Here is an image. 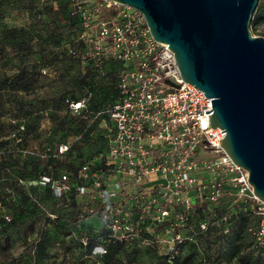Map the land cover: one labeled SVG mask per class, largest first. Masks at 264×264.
<instances>
[{
	"label": "built area",
	"instance_id": "obj_1",
	"mask_svg": "<svg viewBox=\"0 0 264 264\" xmlns=\"http://www.w3.org/2000/svg\"><path fill=\"white\" fill-rule=\"evenodd\" d=\"M73 4L93 45L83 54L72 50L71 56L97 68L112 59L118 66L117 96L97 111L85 98H67L65 106L86 123L84 132L100 130L107 153L98 161L65 168L58 177L43 176L36 185L48 187L58 199L82 197L79 219L92 215L100 224L95 239H81L91 257L107 256L111 246L121 244L155 250L172 262L197 236L192 230L193 220L200 217L197 200L215 203L230 196L235 202L260 201L248 173L220 143L225 130L209 123L213 99L183 81L174 53L154 41L144 16L110 0ZM82 139L83 134L77 141ZM71 148L59 144L53 158H64ZM50 152L47 147L23 153L44 161ZM199 173L202 180L195 176ZM260 214V225L249 231L263 246L264 207ZM201 228L206 229L204 222Z\"/></svg>",
	"mask_w": 264,
	"mask_h": 264
},
{
	"label": "rangeland",
	"instance_id": "obj_2",
	"mask_svg": "<svg viewBox=\"0 0 264 264\" xmlns=\"http://www.w3.org/2000/svg\"><path fill=\"white\" fill-rule=\"evenodd\" d=\"M256 9L252 17L263 21L255 26L252 19L250 30L254 36L264 38V0H259ZM10 29L24 32H19L18 40L13 41ZM23 37L25 46L20 42ZM90 39L93 37L85 36L82 16L75 14L73 0H0V85L9 89L8 82L19 76L20 58L25 56L34 62L29 70L40 78L36 89L6 93L0 102V264H166L158 252L132 248H125L112 260L109 256L88 257L81 239L97 234L100 224L96 218L78 223L73 205L34 187L41 174L58 177L69 165L75 168L81 160L98 161L100 154L107 153L106 148L97 144L101 142L100 130L77 141L81 126L62 105L64 96L91 98L102 106L116 97L118 66L112 59L97 68L93 62L83 63L71 56L72 50L80 54L90 50ZM81 78L88 82L84 87L79 86ZM29 104L37 106L38 114L29 115ZM42 108L46 110L42 112ZM32 123L36 126L24 138L26 149L21 154L13 153L11 127ZM62 143L71 145V152L62 159L53 158L56 147ZM47 147L51 149L50 158L40 163L31 162L23 153L41 152ZM96 147L102 153L93 156ZM6 165L11 173L4 170ZM195 176L202 180L203 174ZM33 197L37 198L36 206L31 203ZM229 197L215 202L214 212L195 217L192 230L197 236L180 249L177 264H264L249 231L260 225L264 205L233 199L227 204ZM77 199L81 202L82 197ZM6 216L10 223L4 226ZM202 222L206 229L201 228ZM236 246L240 248L237 257Z\"/></svg>",
	"mask_w": 264,
	"mask_h": 264
},
{
	"label": "water",
	"instance_id": "obj_3",
	"mask_svg": "<svg viewBox=\"0 0 264 264\" xmlns=\"http://www.w3.org/2000/svg\"><path fill=\"white\" fill-rule=\"evenodd\" d=\"M110 1L140 12L183 81L213 99L209 123L264 205V38L250 30L259 0Z\"/></svg>",
	"mask_w": 264,
	"mask_h": 264
},
{
	"label": "trees",
	"instance_id": "obj_4",
	"mask_svg": "<svg viewBox=\"0 0 264 264\" xmlns=\"http://www.w3.org/2000/svg\"><path fill=\"white\" fill-rule=\"evenodd\" d=\"M258 11V8L256 9V11H255V13ZM252 24H254L255 26H257L260 22H262L263 20H261V21H259L261 18H257V19H254L253 17H252ZM19 32H21V34L23 35V29H10L9 30V37L13 40V41H16V40H18V36H17V34L19 33ZM20 42H21V44L23 45V46H25V43H27L26 42V37H23L22 38V40H20ZM29 47V46H28ZM24 54V53H23ZM75 59V58H74ZM20 63H21V66L20 67H18V69H19V76L18 77H16L17 79L15 80V81H9L8 82V85L10 86L9 87V89H7L6 88V86H1L0 85V102H1V98L3 97V96H6L7 94L6 93H10V92H13V91H15V92H22V93H28V92H30L31 90H33V89H36L38 86H39V83H40V78H39V76H38V74L35 72V71H33V70H29V65L30 64H32V65H34V62L32 63V61L31 60H29L28 58H27V56H25V57H21L20 58ZM108 75V74H107ZM107 75H105V77L107 76ZM85 83H88L87 82V80L85 79V78H81V80H80V83H79V86H82V87H84V85H85ZM117 85V84H116ZM111 89H112V86H111ZM114 92H115V89H114ZM115 96H117V91H116V95ZM67 98H70V99H72V100H82V99H84V98H81V97H79V98H76V97H74V96H64L63 97V99H62V105L64 106V108L66 109V111H67V114L68 115H71V116H73L69 111H68V109H67V107L65 106V100L67 99ZM85 99H87V102H88V106H89V108L91 109V110H99V109H102V108H105L108 104H110V103H108V104H105V105H99L98 103H95V102H92L91 101V98H85ZM115 99H116V97H115ZM114 99V100H115ZM113 100V101H114ZM112 101V102H113ZM111 102V103H112ZM29 106H30V108H29V115L30 116H32L33 114H38L37 112L38 111H36V105H34V104H29ZM46 109L45 108H42L41 109V111L43 112V111H45ZM74 118H75V120H77V123H78V125H80L81 126V133L80 134H83V138H86L87 136H90V135H92V132L94 133L96 130H94V127H93V129H91V130H89V131H87V132H84V130H85V128H86V123H84L81 119H79L78 117H75V116H73ZM28 123V122H27ZM35 126H36V124L35 123H32V124H26V125H21V124H18V125H15V126H12L11 128H12V131H11V142H12V144L14 145V146H12V145H10V147L12 146V147H14V151L15 152H13V153H19V154H21L22 153V151L24 150V149H26L25 147H24V144H25V140H24V138H25V136H26V134L28 133V132H30V131H33V129L35 128ZM17 127V128H16ZM21 127H24V130L23 131H21L20 130V128ZM13 128H16V129H13ZM13 135H15L14 137H13ZM101 135V134H100ZM98 139H100L101 140V142H99V143H97V144H99L100 146L99 147H101V148H106L105 149V151H107V145H106V142H105V140H104V138L101 136V138H98ZM93 142H95V141H93ZM99 147H96V151L94 152V154H93V156H95V155H99L100 153H102V149H100ZM70 152H71V150H70ZM69 152V153H70ZM68 153V154H69ZM106 153V152H105ZM104 153V154H105ZM9 156H12V155H9ZM24 156L25 157H27L31 162L33 161V162H36V163H40V162H43L42 160H40L39 158H37V157H35V156H30V155H25L24 154ZM83 163H85V162H83L82 160L80 161V164L78 165V166H80V165H82ZM71 166L69 165L68 166V169L70 168ZM65 168H67V167H65ZM4 170L7 172V173H11V168H9V166H5L4 167ZM43 176H50V174H41V175H39V177L37 178V179H35V181H39ZM35 187V189H39L40 191H42L43 193H44V191H45V194H47V193H51L52 194V192L50 191V189L48 188V187H44V186H34ZM195 193V192H194ZM52 196H53V194H52ZM54 197V196H53ZM227 197V196H226ZM229 197V196H228ZM56 198V197H55ZM230 198V201L229 202H227V204L228 203H230L231 201H232V197H229ZM58 199V198H57ZM225 199V198H224ZM58 200H60L62 203H67L68 205H73L75 208H76V214H77V218H76V222H78V223H81V220L79 219V211H78V207H79V201H78V199L75 197V196H69V195H66V196H64V198H61V199H58ZM37 198L36 197H33L32 198V200H31V203L34 205V206H36L35 204H37ZM196 211H197V215H202L203 214V212L204 211H208V212H210V213H212V212H214V209L216 208V204L215 203H211V202H209V201H207V200H197L196 201ZM220 204V203H219ZM243 214V213H242ZM242 214H240V215H242ZM7 217V216H6ZM93 216L92 215H90V216H88L87 218H85V220H84V222H86V220H88V219H91ZM199 217V216H198ZM3 223H5L4 224V226H6V225H8L9 223H10V221L8 222L4 217H3ZM234 224H235V226L237 225V226H239V228H240V223L238 222V221H235L234 222ZM229 233H230V231H229ZM238 235V234H237ZM97 236V234L96 235H94V236H91L92 238H94L95 239V237ZM238 239H239V241H241V238H240V236L239 237H237ZM239 243V242H238ZM239 245V244H238ZM125 246H128V247H125ZM257 246L259 247L258 249H259V253L262 255V257L264 258V245L263 246H260V245H258L257 244ZM83 247V246H82ZM125 248H132L133 250L135 249V251H145V252H147V251H149V252H157V251H155V250H152V249H138V248H136L135 246H132V245H121V244H116V245H114V246H111L110 247V252H109V254L107 255V256H109L110 257V259L112 260V259H115ZM236 248H237V246H236ZM84 249V248H83ZM240 248H237L236 250H235V252H234V254H235V257H237L238 255H239V253H240V250H239ZM85 250V252H86V254L88 255V257H90V258H93V257H91V254H90V252L88 251V250H86V249H84ZM107 256H104V257H107ZM162 257L164 258V260H165V262H166V264H177V260H178V257H179V255L177 256V257H175L173 260H172V262H169L168 261V259H167V257H165V256H163L162 255ZM243 258L242 257H239V260H241V261H243L242 260ZM110 260V261H111ZM246 264V263H245Z\"/></svg>",
	"mask_w": 264,
	"mask_h": 264
},
{
	"label": "crops",
	"instance_id": "obj_5",
	"mask_svg": "<svg viewBox=\"0 0 264 264\" xmlns=\"http://www.w3.org/2000/svg\"><path fill=\"white\" fill-rule=\"evenodd\" d=\"M89 220H90V219L86 220V222H89ZM97 223H98V221H97Z\"/></svg>",
	"mask_w": 264,
	"mask_h": 264
}]
</instances>
